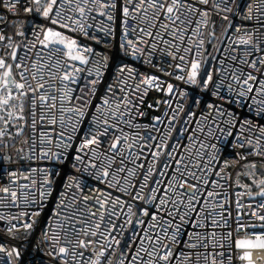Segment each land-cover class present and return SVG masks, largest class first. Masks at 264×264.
<instances>
[{
	"label": "snow or ice",
	"instance_id": "obj_1",
	"mask_svg": "<svg viewBox=\"0 0 264 264\" xmlns=\"http://www.w3.org/2000/svg\"><path fill=\"white\" fill-rule=\"evenodd\" d=\"M253 251L264 0H0V264Z\"/></svg>",
	"mask_w": 264,
	"mask_h": 264
},
{
	"label": "built area",
	"instance_id": "obj_2",
	"mask_svg": "<svg viewBox=\"0 0 264 264\" xmlns=\"http://www.w3.org/2000/svg\"><path fill=\"white\" fill-rule=\"evenodd\" d=\"M156 96H157V93L152 92L147 99L149 101H151ZM39 164L42 167H48V168L53 167L49 161H40ZM57 170L61 171L62 176H61L60 180H58L57 184L55 185L56 193H58L60 188L62 187V183L60 181H62L63 179H67V177L72 175L73 171H74L71 167L70 162L65 163V165L62 168H59ZM37 198L39 199V197H37ZM54 204H55L54 197H50L49 202H48V207H52V206H54ZM252 219L254 220L255 217H252ZM241 234H243V233L241 232ZM37 235H38V233H37ZM252 258L254 261L257 262V264H264V251H253ZM238 264H239V262H238Z\"/></svg>",
	"mask_w": 264,
	"mask_h": 264
}]
</instances>
